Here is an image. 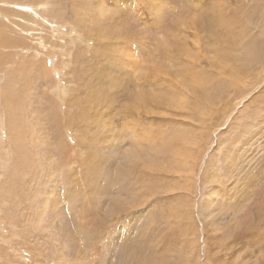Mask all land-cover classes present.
<instances>
[{
    "label": "rangeland",
    "instance_id": "rangeland-1",
    "mask_svg": "<svg viewBox=\"0 0 264 264\" xmlns=\"http://www.w3.org/2000/svg\"><path fill=\"white\" fill-rule=\"evenodd\" d=\"M0 85V264H264V0H0Z\"/></svg>",
    "mask_w": 264,
    "mask_h": 264
},
{
    "label": "bare ground",
    "instance_id": "bare-ground-1",
    "mask_svg": "<svg viewBox=\"0 0 264 264\" xmlns=\"http://www.w3.org/2000/svg\"><path fill=\"white\" fill-rule=\"evenodd\" d=\"M20 9V8H19ZM253 47V46H252ZM257 51H259V52H261V48L259 47L258 48V50ZM248 53L249 54H251V55H253V53L251 52V49H249V51H248ZM35 57H36V54L34 55ZM47 60V59H46ZM36 64V63H35ZM34 64V65H35ZM33 65V66H34ZM38 67V69H39V66H34V68H37ZM44 72V71H43ZM46 75H47V73H46ZM48 76V75H47ZM58 78V77H57ZM37 79V78H36ZM58 84V83H57ZM29 86V89H30V85H28ZM61 86H63V85H61ZM52 87V86H51ZM53 87H55V85L53 86ZM52 87V88H53ZM58 87V86H57ZM59 89V88H58ZM65 89V88H64ZM0 90H2V85H0ZM50 90H51V88H50ZM62 89L60 88V91H61ZM36 94V93H35ZM0 95H1V92H0ZM10 97V96H9ZM35 97H36V95H34V96H31L30 97V101H31V104L33 105V103L32 102H34V99H35ZM39 97V96H38ZM11 98H13V96L11 95ZM6 99V97H4V94L2 95V97L0 98V103H3L4 102V100ZM8 99V98H7ZM17 97L14 95V101L16 102L17 100ZM11 100V99H10ZM13 100H11V102L13 103ZM61 100V99H60ZM63 100V99H62ZM61 100V101H62ZM23 101V100H22ZM161 106V105H160ZM34 109V108H33ZM10 110L11 111H17L14 107H13V105L10 107ZM50 112V111H49ZM53 114V113H52ZM52 118V117H51ZM259 119V118H258ZM10 119H8V118H6L5 119V123H6V127L8 126V127H10ZM261 123V122H260ZM32 124H34V122L32 121ZM7 130V129H6ZM13 136V135H12ZM263 146V145H262ZM249 149V148H248ZM255 151V150H254ZM218 158V157H217ZM191 161V160H190ZM219 161V160H218ZM189 164V163H188ZM220 164V163H219ZM229 167V166H228ZM189 168V167H188ZM191 169H192V167H191ZM231 170V169H230ZM249 170V169H248ZM209 176V175H208ZM245 176V175H244ZM213 178V177H212ZM218 181V180H217ZM231 183H232V181H231ZM230 183V184H231ZM240 185V184H239ZM241 191V190H240ZM243 197V196H242ZM249 197V196H248ZM254 199V198H253ZM225 203V202H224ZM253 204V203H252ZM235 207V206H234ZM214 226V225H213ZM260 250H262V249H260ZM251 252V251H250Z\"/></svg>",
    "mask_w": 264,
    "mask_h": 264
}]
</instances>
